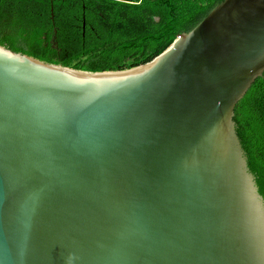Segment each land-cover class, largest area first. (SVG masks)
I'll use <instances>...</instances> for the list:
<instances>
[{
	"label": "water",
	"instance_id": "water-1",
	"mask_svg": "<svg viewBox=\"0 0 264 264\" xmlns=\"http://www.w3.org/2000/svg\"><path fill=\"white\" fill-rule=\"evenodd\" d=\"M155 56L97 76L125 69L0 45V264H264V176L232 120L264 0L218 1Z\"/></svg>",
	"mask_w": 264,
	"mask_h": 264
},
{
	"label": "trees",
	"instance_id": "trees-1",
	"mask_svg": "<svg viewBox=\"0 0 264 264\" xmlns=\"http://www.w3.org/2000/svg\"><path fill=\"white\" fill-rule=\"evenodd\" d=\"M43 1L42 21L38 23L20 15L18 8L7 6V0H0V45L47 63L100 71L123 69L127 59H135L130 64L133 67L148 61L175 34L188 31L220 0H82L87 7L83 12L81 5L79 10L65 9L73 0H52L61 7L60 17L56 19L49 0ZM112 3L114 7L125 4V12L111 11L107 5ZM81 16L85 25L79 27ZM9 26L12 30L7 33ZM63 29L68 30L66 35L61 34ZM41 34L44 36L40 37ZM73 45L78 49L72 50ZM232 120L264 176V69L235 102Z\"/></svg>",
	"mask_w": 264,
	"mask_h": 264
},
{
	"label": "crops",
	"instance_id": "crops-1",
	"mask_svg": "<svg viewBox=\"0 0 264 264\" xmlns=\"http://www.w3.org/2000/svg\"><path fill=\"white\" fill-rule=\"evenodd\" d=\"M13 0H7V6H12L15 8L19 9V13L20 15H24L26 17H29L30 19H34L36 20L38 23L42 21V18L40 16V12L42 13L41 7H37L36 5L38 3H42L43 0H15V3H10ZM44 2V1H43ZM50 2V0H49ZM36 11V14L34 13ZM14 13V12H11ZM11 17L15 16L14 18H18L19 15L18 14H9ZM11 26H9V30H7V33L10 32ZM27 27L26 29H28V26H24ZM26 36H28V34H26ZM44 36L43 34L40 35V37Z\"/></svg>",
	"mask_w": 264,
	"mask_h": 264
},
{
	"label": "rangeland",
	"instance_id": "rangeland-1",
	"mask_svg": "<svg viewBox=\"0 0 264 264\" xmlns=\"http://www.w3.org/2000/svg\"><path fill=\"white\" fill-rule=\"evenodd\" d=\"M71 2H73V3L71 5H69V6H66L65 9L69 10V11H71V10L75 11L76 9L79 10V6L77 5V2H75L74 0L71 1ZM58 3L59 2H57V1L55 2V1L50 0L51 7H53L51 12H52V16H54V19H56L57 17H60V8L61 7L58 6ZM36 6L39 8V7L43 6V5H42V3H38ZM113 8L115 9L114 12L117 11V9H119L122 13L125 12V10H126L125 4L123 5L122 3H121V5H116V7H114V5H113ZM91 12L92 11H89V14H91ZM67 32H68V30L63 29L61 31V34L62 35H66ZM77 49H78V47L77 46L75 47V45H73L72 50H77ZM134 60H135L134 58L125 60L124 66H126V67H124L123 69H125L127 67H133L130 64L135 62ZM139 62H141V61H139ZM55 64H58V63H55ZM138 64H141V63H138Z\"/></svg>",
	"mask_w": 264,
	"mask_h": 264
},
{
	"label": "bare ground",
	"instance_id": "bare-ground-1",
	"mask_svg": "<svg viewBox=\"0 0 264 264\" xmlns=\"http://www.w3.org/2000/svg\"><path fill=\"white\" fill-rule=\"evenodd\" d=\"M178 38H176L168 48L172 47L173 44L175 43V41L177 40ZM160 56H155L153 58L152 61L144 64V63H141V64H138L137 66H134V67H130V68H125V70L123 71H111V72H97V73H94V74H89L87 73L88 75H97V76H100V75H104V74H120V73H126V72H130V71H136V70H139V69H142L144 68L145 66H150L151 64H153L155 61L157 62V60L159 59ZM155 62V63H156Z\"/></svg>",
	"mask_w": 264,
	"mask_h": 264
},
{
	"label": "flooded vegetation",
	"instance_id": "flooded-vegetation-1",
	"mask_svg": "<svg viewBox=\"0 0 264 264\" xmlns=\"http://www.w3.org/2000/svg\"><path fill=\"white\" fill-rule=\"evenodd\" d=\"M78 1V3H79V7H80V5H81V9H80V11L81 12H83V9H86L87 7L85 6V2H82V0H77ZM112 1H115V2H130V0H112ZM76 2V1H75ZM107 6H109V9L111 10V11H114L115 9L113 8V3L112 4H108ZM90 10H93L92 8H89ZM99 15H101V18H103L104 16L102 15V14H100L99 13ZM78 21V20H77ZM79 27L80 26H84L85 25V18L84 17H80L79 18ZM88 27L91 29L92 27L91 26H89L88 25Z\"/></svg>",
	"mask_w": 264,
	"mask_h": 264
},
{
	"label": "clouds",
	"instance_id": "clouds-1",
	"mask_svg": "<svg viewBox=\"0 0 264 264\" xmlns=\"http://www.w3.org/2000/svg\"><path fill=\"white\" fill-rule=\"evenodd\" d=\"M74 259V257L73 256H69L68 257V261H67V264H72V260Z\"/></svg>",
	"mask_w": 264,
	"mask_h": 264
}]
</instances>
